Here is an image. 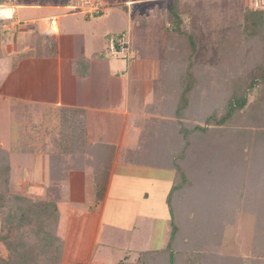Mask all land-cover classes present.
<instances>
[{"label":"trees","instance_id":"obj_1","mask_svg":"<svg viewBox=\"0 0 264 264\" xmlns=\"http://www.w3.org/2000/svg\"><path fill=\"white\" fill-rule=\"evenodd\" d=\"M4 3L0 0V6ZM251 3L254 14H248L240 27L226 30V43L239 46L235 62L226 63L206 44L203 28L189 6L184 14L191 20L183 26L187 30L183 36L171 34L155 102L147 109L160 118L137 123L142 135L138 150L131 154L144 166L176 171L168 196L172 230L167 246L141 252L139 264H264V10ZM175 17L182 21L178 14ZM6 37L0 26V59ZM114 37L117 41L123 36ZM208 45L209 54L202 56L200 51ZM188 78L194 84L188 85ZM81 129L79 122L71 120L65 139L57 137L56 156L51 155L50 162L51 168L55 165L54 183L60 182L56 176L63 156L82 154L84 158L89 149L88 154L100 158L104 146L90 147ZM158 143L162 145L157 155ZM151 153L160 158L155 161ZM9 163V152L0 147V219L7 226L0 236L7 256H0V264H48L36 254H49L53 235L32 233L42 216L35 215L32 221L24 206L11 204L4 194ZM239 214L256 219L250 258L221 254L226 228L235 226ZM58 251V259L49 264L61 262Z\"/></svg>","mask_w":264,"mask_h":264},{"label":"crops","instance_id":"obj_2","mask_svg":"<svg viewBox=\"0 0 264 264\" xmlns=\"http://www.w3.org/2000/svg\"><path fill=\"white\" fill-rule=\"evenodd\" d=\"M160 1L175 3V0ZM64 5L52 7L66 12L62 16L63 19H72L70 22L67 21L68 26L64 25V22L59 23V18L56 16H47L41 23L40 30L30 31L29 46H32L36 35L51 39L47 43L46 53L22 56L15 60L11 56V48H8L12 33L3 31L7 34L8 42L3 46L6 50L2 53L0 61H10L9 70L12 74L15 72V75H18V71H23L25 75L26 96L14 95L15 97L11 96V99L20 97L21 99L18 100L26 103L27 110L36 106L54 109L64 115L69 113L73 123L79 122L82 125L81 131L90 147L104 146L100 149V158H96L91 153L88 154L89 149L83 153L84 158L82 154L65 155L62 158L63 162L83 165L82 169H72L65 173L61 184L63 185L61 195L66 203L59 207L60 211L64 210L70 216L72 232L76 224L82 229L81 241L78 242L76 239L77 241L75 240L71 245L74 252L73 260L79 263L84 262V264H98L99 260H95V252L103 244L102 237L105 235L116 239V243L107 241L103 245L109 249L117 248L128 253L135 251V254L145 251H140L136 247L135 249L122 248L121 244L122 242L124 244L123 240L127 237L132 246L138 244L137 240L144 238L143 247L147 246L150 250L163 249L170 238L171 213L168 196L175 183L176 171L170 168L144 166L141 163L143 160L138 163L135 158H132L131 153L138 150L142 131L137 123L149 116L147 109L155 100V86L173 35L165 37L162 53H158V76L152 79L151 92L142 94L136 88L138 85H132L129 82L132 69L134 70V66H130L131 60L137 56L136 51L131 50L130 47L129 54L115 56L111 51L114 41L112 33L107 34V45L103 46V49L101 46L100 51L93 48L92 22L104 17L103 14L106 13L104 4L88 0H80L77 3L72 0ZM84 5L91 7L90 11ZM113 6H121L130 13L128 5L111 3L110 7ZM5 7H7L5 11L11 12V18L0 17V20H3L5 25H9V30L14 32L18 29L17 23L20 22L18 9L21 5L16 1L15 5ZM99 12L103 17L95 16ZM100 54L103 56L99 57ZM124 59L127 63H118L115 66L116 62L113 60ZM112 62L115 63L112 64ZM139 65L135 64V67L139 69ZM125 75L127 78L123 77ZM20 82L21 85L24 84L23 79H20ZM16 85L19 83H15ZM17 89L19 88L16 87L15 90ZM15 90L13 88V91ZM13 108L15 107H11V110ZM57 117L58 114H53V117L48 116L47 127L52 120L56 121ZM44 133L50 140L48 143L53 145L55 135L48 134V128H45ZM59 135H62V131ZM160 140L162 141L163 138ZM47 144L43 143V149L50 151L51 148ZM161 145L159 143L158 146L155 145L156 154L161 149ZM156 154L151 153L155 155V161H157L156 157L160 158ZM37 156H39L41 178L48 177L50 180V154L46 152ZM92 162L97 168L98 177L95 175L96 170L91 167ZM71 168H76V165H72ZM38 171L37 169L33 175L40 173ZM88 177L93 180V189L89 196L85 190ZM115 211L117 216L122 215L124 222L112 221L111 215H114ZM76 231L74 235H77ZM72 238L73 235L70 236L66 247H70ZM85 246H87V253L84 256ZM125 259L126 263L121 261L120 264H127L130 256H126Z\"/></svg>","mask_w":264,"mask_h":264},{"label":"rangeland","instance_id":"obj_3","mask_svg":"<svg viewBox=\"0 0 264 264\" xmlns=\"http://www.w3.org/2000/svg\"><path fill=\"white\" fill-rule=\"evenodd\" d=\"M1 1L6 2L2 5L4 7H0V10L4 11L7 10L5 6L10 5V3L14 2L16 4V1H18V4L21 5L18 9L20 13V22L17 23V30L12 32L9 30L10 26L5 25L3 20H0L2 30L12 33L9 38L11 43H9L8 48H11V56L15 60L20 59L22 56H37L38 54L41 55L47 52V43L50 42L51 39L44 38L41 35H36L33 39L32 46H29L31 43L30 31L40 30L44 18L47 16H56L59 18V23L64 22L63 24L66 26H68V22L72 20L63 19L62 16L66 12L52 7L55 5L65 6L64 4H66L67 1L72 0ZM75 1L77 3L80 2V0H73V2ZM88 1L102 2L104 4V11H106V13L103 14L104 17L101 15V17H103L102 19L97 21L93 20L92 22L94 50L100 51V46L102 48L107 45V34L112 33V37L120 35L125 37V40H128L132 48L131 50L137 52L135 58L127 57L130 59L134 58L131 60L130 66H134V70L132 69L129 82H131L132 85H138L136 88L141 91L142 94H148L149 91L151 92L152 79L158 76V53H162V43L165 41V37L171 34L182 35L184 34L183 32L187 30V26H185L186 28L183 27L184 24H189V22H191L189 17H184L186 9L188 10L187 6H191L192 13L198 17L199 24L203 28V38L205 42H207L206 44H211L221 57L224 56L226 63L230 61L235 62V60L238 59L237 53L239 47L236 42H232V48L226 43L228 39L226 30L228 28L240 27L248 14H254L255 11L253 10L251 2H253L255 8L257 7L256 9L264 10L263 0H180L174 4L172 1L163 3L160 0ZM128 2L130 3L128 4ZM111 3L128 5L130 13H127L121 6L110 7ZM258 4L260 5L258 6ZM84 7L90 11L91 7L88 5H84ZM92 8L94 7L92 6ZM176 14L179 15L182 21L175 19ZM0 17L3 16L0 15ZM7 42L6 37V43ZM5 50L2 48V53ZM200 53L202 56L208 55L209 45L200 51ZM113 61L116 62L115 66L118 63H127L125 59ZM115 62H112V64ZM135 64H140L139 69L135 67ZM9 66L10 61H0V147L8 151L10 157L8 183L5 186L4 194L7 195V198H10V201H12L11 204L24 206L32 221L35 219V215H38L40 218L42 216V225L41 222L40 225L36 223V226L32 228V233L40 237H44L47 234L53 235L52 237L54 238L51 239L52 241L50 240L52 247L49 249V254L44 255L38 252L36 255L39 260L43 259L49 263L54 259L57 260L59 255L58 249H60L61 262L57 264H84V262L79 263L73 260L74 252L73 246H71L72 242H75L76 239L78 242L81 241L82 237L80 236V232L82 229L76 224L73 226L75 230L72 232L70 216H68L64 210L60 211L59 208L62 204L66 203L61 195L63 186H61V184L65 178L64 175L69 170L80 169V165L78 163L63 162V160H61V173L56 176L57 178L60 177V182L54 183L51 177L50 180H48V177L46 179L41 178V167L39 168L40 162H38L39 156H37L46 152H48L50 156H56L53 146L55 147V143L59 142L57 137L63 135L65 139V127L67 123H71V118L69 117V113L64 115V113L60 111L51 110L46 107L32 106L30 110H27L25 107L26 103L22 102V100H18L21 99L20 97L17 96L18 99H11V96L14 98L16 95L25 97L27 94V85L25 86L26 80L24 72L18 71V75H15V72L12 74L10 72L11 70H9ZM123 77L127 78L126 75ZM20 79H23L24 84L21 85ZM186 81L188 85H192L195 80L193 78H188ZM15 83H19V85L15 86ZM16 87L19 89L15 90ZM13 88L15 91H13ZM11 107L15 108L11 110ZM53 114H58V117L55 118L56 121L52 120V123L47 127L49 123L47 117H53ZM181 114L183 115V111H181ZM147 115L149 116L145 118L146 120L152 117L160 118L158 114L152 115L147 113ZM182 115L180 116L181 118ZM170 120L174 121L172 118H170ZM53 124L57 125V127ZM45 128L49 129L48 134L51 136L55 135L53 145L52 143H48L50 140L44 133ZM61 131L62 135H59ZM44 142L46 144L48 143L47 145L51 148L50 151L46 148L43 149ZM64 142L65 140H63V143ZM64 152L72 153V150L64 149ZM74 164L76 168H71L72 165L75 166ZM91 167L93 170H96L95 175L98 177L97 168L93 162ZM37 169L40 173L33 175V173L37 172ZM51 170L53 174L55 165L52 168L50 167V171ZM148 180H150V178H148ZM86 184L85 190L86 194L89 196L93 189V180L88 177ZM112 195L114 196V190ZM113 214L114 215H111L112 221L117 220L119 222H124L122 215L117 216L116 211ZM212 219L209 218V221H212ZM255 223L256 219L252 215L239 214L236 218L235 226H227L226 228L221 254L250 258L252 256L251 249ZM4 227L7 229L6 224L0 219V236L2 235L1 232ZM63 230H65V232ZM171 230L172 228L169 231L170 233ZM74 231L77 232V235H74ZM71 235H73V238L72 241H70V247H66V243ZM127 238L123 240L124 244L122 242V248L130 249L132 247L135 249L136 247L140 251H151L149 247L142 246V243H145L144 238L137 240L138 244L133 246L129 244ZM102 240L103 244L95 252L96 255L94 254L95 260H99L97 261L98 264H120L121 261H126V256H130L127 264H139L138 256L141 253L140 251H138L140 253L135 254V251L128 253L117 248L109 249L103 246L107 241L116 243V239L113 236L109 237L105 235L102 237ZM118 241L119 240H117V242ZM126 242L128 244H125ZM85 250L84 256L87 253V246H85ZM0 256H7V251L1 240Z\"/></svg>","mask_w":264,"mask_h":264},{"label":"built area","instance_id":"obj_4","mask_svg":"<svg viewBox=\"0 0 264 264\" xmlns=\"http://www.w3.org/2000/svg\"><path fill=\"white\" fill-rule=\"evenodd\" d=\"M263 4H264V2H263ZM259 5L260 4H258V6ZM2 13H3V10L0 11V14H2ZM111 51L115 56L127 55V54H129V51H130V44L127 40H125L123 37H121L117 41H113V43L111 45Z\"/></svg>","mask_w":264,"mask_h":264},{"label":"clouds","instance_id":"obj_5","mask_svg":"<svg viewBox=\"0 0 264 264\" xmlns=\"http://www.w3.org/2000/svg\"><path fill=\"white\" fill-rule=\"evenodd\" d=\"M2 15H3V18L10 19L12 14H11L10 11H5V12L2 13Z\"/></svg>","mask_w":264,"mask_h":264}]
</instances>
